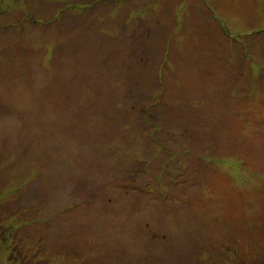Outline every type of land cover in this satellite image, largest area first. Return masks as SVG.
Returning a JSON list of instances; mask_svg holds the SVG:
<instances>
[{"label": "rangeland", "instance_id": "374dc122", "mask_svg": "<svg viewBox=\"0 0 264 264\" xmlns=\"http://www.w3.org/2000/svg\"><path fill=\"white\" fill-rule=\"evenodd\" d=\"M0 264H264V0H0Z\"/></svg>", "mask_w": 264, "mask_h": 264}, {"label": "crops", "instance_id": "0c3cea01", "mask_svg": "<svg viewBox=\"0 0 264 264\" xmlns=\"http://www.w3.org/2000/svg\"><path fill=\"white\" fill-rule=\"evenodd\" d=\"M148 8H149V7H148ZM148 8H146V9L148 10ZM150 9H151L152 11H153V9H154V12H155V11H156V6H155V7H150ZM142 11L145 12L146 10L144 9V10H141V12H142Z\"/></svg>", "mask_w": 264, "mask_h": 264}]
</instances>
